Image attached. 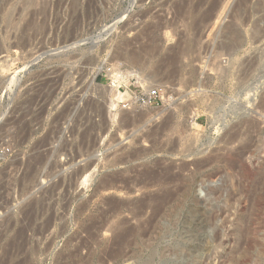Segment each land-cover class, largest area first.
Instances as JSON below:
<instances>
[{"label": "rangeland", "instance_id": "rangeland-1", "mask_svg": "<svg viewBox=\"0 0 264 264\" xmlns=\"http://www.w3.org/2000/svg\"><path fill=\"white\" fill-rule=\"evenodd\" d=\"M263 32L264 0H0V264H264ZM137 74L164 104L112 106Z\"/></svg>", "mask_w": 264, "mask_h": 264}, {"label": "built area", "instance_id": "built-area-1", "mask_svg": "<svg viewBox=\"0 0 264 264\" xmlns=\"http://www.w3.org/2000/svg\"><path fill=\"white\" fill-rule=\"evenodd\" d=\"M122 91V87L119 86ZM161 87H152L149 90H132L130 88L126 89L125 92L129 93V101L136 106H153L164 104L165 94L163 93ZM13 156V149L10 145L0 144V180L2 176V170L7 161Z\"/></svg>", "mask_w": 264, "mask_h": 264}, {"label": "bare ground", "instance_id": "bare-ground-1", "mask_svg": "<svg viewBox=\"0 0 264 264\" xmlns=\"http://www.w3.org/2000/svg\"><path fill=\"white\" fill-rule=\"evenodd\" d=\"M262 20V19H261ZM257 28H258V26H257ZM257 31V33H260L261 31L259 30V29H256ZM256 33V36H258V34ZM264 33V32H263ZM255 34V33H254ZM261 35V34H260ZM256 38V37H255ZM140 61V59H139V56L136 54V53H132L131 55H130V57H129V62L131 63V64H135V63H137V62H139ZM102 65H103V63H102ZM104 66V65H103ZM100 69V68H99ZM102 69V68H101ZM100 69V70H101ZM113 72H114V70H113ZM111 73H112V71H111ZM119 74V73H118ZM116 75V74H115ZM138 75V77L143 81V83H146L147 84V88L148 89H151V86H152V81L149 79V78H146L145 76H143V75H140V74H137ZM120 78H121V76H119ZM117 78V77H116ZM122 81V80H121ZM123 82V81H122ZM147 89V90H148ZM110 90L112 91V96L114 97V101L112 102V106H115V102H117L118 100H121L122 98H126V96H130L129 95V93H126V92H123V91H121L120 89H119V85H116V84H111L110 85ZM170 121V120H169ZM167 124V123H166ZM166 127V126H165ZM112 188V187H111ZM164 194V193H163ZM165 196H166V194H164ZM165 196H163V197H165ZM153 200V199H152ZM144 203V202H143ZM144 205V204H143ZM146 205V204H145ZM151 205V204H150ZM146 208V207H145ZM137 214V213H136ZM126 221V220H125ZM122 223H123V221H122ZM128 223V222H127ZM120 224V223H119ZM125 225H127V224H125ZM115 228V227H114ZM124 228V227H123ZM133 228V227H132ZM116 229H117V226H116ZM120 229H121V227H120ZM125 229V228H124ZM135 229V228H134ZM133 229V230H134ZM126 230H127V227H126ZM125 230V231H126ZM129 230H131V228L129 229ZM118 231V230H117ZM114 232V231H113ZM121 232H123V231H121ZM127 232V231H126ZM125 232V233H126ZM129 232V231H128ZM124 233V234H125ZM130 233V232H129ZM117 235V234H116ZM114 237H115V235H114ZM120 237V236H119ZM123 238V237H122ZM119 240V239H118ZM118 240H117V242H118ZM112 241H113V239H112ZM88 264V263H87Z\"/></svg>", "mask_w": 264, "mask_h": 264}, {"label": "water", "instance_id": "water-1", "mask_svg": "<svg viewBox=\"0 0 264 264\" xmlns=\"http://www.w3.org/2000/svg\"><path fill=\"white\" fill-rule=\"evenodd\" d=\"M113 24H115V23H112V25H110L105 31H103L101 34H100V36L102 37L103 35H108L109 34V32H111L112 30H113Z\"/></svg>", "mask_w": 264, "mask_h": 264}]
</instances>
